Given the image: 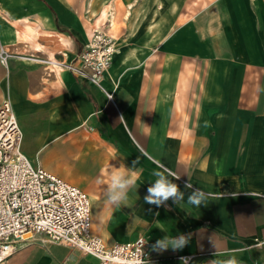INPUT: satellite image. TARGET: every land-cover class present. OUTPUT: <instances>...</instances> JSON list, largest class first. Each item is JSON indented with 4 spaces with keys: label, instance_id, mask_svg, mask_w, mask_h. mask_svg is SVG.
<instances>
[{
    "label": "crops",
    "instance_id": "0c3cea01",
    "mask_svg": "<svg viewBox=\"0 0 264 264\" xmlns=\"http://www.w3.org/2000/svg\"><path fill=\"white\" fill-rule=\"evenodd\" d=\"M106 4L121 22L119 52L95 85L69 66L80 65L86 25ZM28 26L42 49L23 39ZM0 45L14 56L8 80L0 63V104L13 103L22 152L88 194L93 233L108 247L143 237L146 264L233 255L264 264V0H0ZM52 54L65 66L57 70ZM120 165L140 178L116 208L106 189ZM154 170L180 177L168 179L183 202H144ZM188 182L212 193L205 205L187 203ZM167 234L191 240L182 251H152ZM6 264L100 262L37 239Z\"/></svg>",
    "mask_w": 264,
    "mask_h": 264
},
{
    "label": "built area",
    "instance_id": "2783aa9c",
    "mask_svg": "<svg viewBox=\"0 0 264 264\" xmlns=\"http://www.w3.org/2000/svg\"><path fill=\"white\" fill-rule=\"evenodd\" d=\"M117 51L114 37L103 30L95 31L79 55L80 65L69 69L100 85ZM11 57L0 45V63L8 67ZM22 141V129L8 96L0 104V264H6L13 253L37 239L94 256L100 264H146L153 260L143 237L108 247L93 233L88 194L34 165L22 152Z\"/></svg>",
    "mask_w": 264,
    "mask_h": 264
},
{
    "label": "clouds",
    "instance_id": "9594fccd",
    "mask_svg": "<svg viewBox=\"0 0 264 264\" xmlns=\"http://www.w3.org/2000/svg\"><path fill=\"white\" fill-rule=\"evenodd\" d=\"M134 166L137 161L133 162ZM152 175L156 177L155 181L147 188V195L144 197V202L149 205L157 207L164 205L171 200L174 204L184 201L185 193L180 190L179 186L168 179V176L174 177V180H179L180 177L175 173L168 171L165 175L164 171H153ZM140 178V170L133 168H126L120 165L110 174V181L106 189V203L116 208L127 206L129 202V192L136 188L137 180ZM185 188H191V194L187 198V203L196 207L205 205L208 199L212 196L210 192H204L199 188L193 189V186L188 182ZM190 234H179L176 236L165 235L163 238L156 240L152 244V251L163 253L168 250L173 252L182 251L190 243ZM181 264H188L189 258L181 257ZM209 264H239L235 255L224 261L211 260Z\"/></svg>",
    "mask_w": 264,
    "mask_h": 264
},
{
    "label": "bare ground",
    "instance_id": "6f19581e",
    "mask_svg": "<svg viewBox=\"0 0 264 264\" xmlns=\"http://www.w3.org/2000/svg\"><path fill=\"white\" fill-rule=\"evenodd\" d=\"M159 5H162V3L160 2ZM109 8L112 10L115 7L113 8L112 4L105 5V7H103L102 11H100L98 14H96V16L94 18H92V21L90 20V23L87 24V26H86L87 32L86 33L88 35L89 40L92 39L95 31H102L105 28H109L108 31L110 32L111 36L114 37V39H117L116 32L118 31V19L112 18L111 13H109V15H108V12L110 11ZM27 29H28L27 31H29V33L25 32V34H23V39L24 40L31 39V45L32 46L37 47L38 49H42L43 47L40 44H37L32 40L33 38H35L38 35V32L35 29H33L31 26H28ZM63 42H64V45H67V43H68L65 40H63ZM20 43H22V42H20ZM66 49H68V48H66ZM133 51L134 50L130 51L127 54V56L128 57L131 56L133 54ZM233 54H235V53H233ZM50 61H51L52 65H54V67L57 70L60 69L59 60L57 59L56 56H54L52 54Z\"/></svg>",
    "mask_w": 264,
    "mask_h": 264
},
{
    "label": "rangeland",
    "instance_id": "374dc122",
    "mask_svg": "<svg viewBox=\"0 0 264 264\" xmlns=\"http://www.w3.org/2000/svg\"><path fill=\"white\" fill-rule=\"evenodd\" d=\"M181 1H183V0H181ZM106 5H108V4H106ZM103 7H105V5L103 6ZM103 7L100 9V11H102V9H103ZM110 10V11H109ZM109 12H108V15H109V13H111V11L113 10H111L110 8H109ZM99 11V12H100ZM168 17V16H167ZM91 21H92V19H90ZM87 26V25H86ZM168 26V24H166V27ZM120 27H121V22H119L118 21V30L120 29ZM109 30V28H105L103 31H106V32H108L109 34H110V32L108 31ZM111 35V34H110ZM117 46H118V44H117ZM119 52V47H118V51H117V53ZM14 56L12 55V57H11V59L13 58ZM31 57V58H30ZM34 57V58H33ZM23 58V57H22ZM24 58H25V60L27 59V61H30V62H34V61H31V60H38V59H35V58H39V57H37V56H35V55H33V56H24ZM10 59V60H11ZM41 59H43V60H45L44 58H41ZM40 60V59H39ZM9 66H10V61H9V64H8V67H5L6 69H7V76H6V79L8 80L9 78H10V75H11V72H10V68H9Z\"/></svg>",
    "mask_w": 264,
    "mask_h": 264
}]
</instances>
